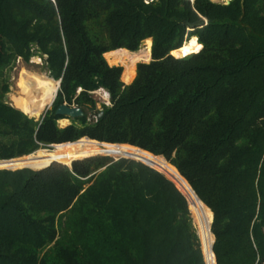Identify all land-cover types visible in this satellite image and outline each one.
<instances>
[{
  "label": "trees",
  "instance_id": "16d2710c",
  "mask_svg": "<svg viewBox=\"0 0 264 264\" xmlns=\"http://www.w3.org/2000/svg\"><path fill=\"white\" fill-rule=\"evenodd\" d=\"M149 1L0 0V161L83 138L138 148L211 213L215 264H264V0ZM147 39L151 60L124 85L104 56ZM34 56L60 80L37 120L6 101L8 71ZM97 90L110 106L97 110ZM62 104L83 116L60 127ZM81 158L0 169V264H207L177 182L130 158Z\"/></svg>",
  "mask_w": 264,
  "mask_h": 264
},
{
  "label": "rangeland",
  "instance_id": "374dc122",
  "mask_svg": "<svg viewBox=\"0 0 264 264\" xmlns=\"http://www.w3.org/2000/svg\"><path fill=\"white\" fill-rule=\"evenodd\" d=\"M209 1H211L213 3H219V4L227 5L230 0H209ZM149 2H151V0ZM191 2H193V1H191ZM193 38H195L194 46L189 47L188 43ZM197 43H198L197 38L195 36H192L189 39H187L186 41H184L181 48H185L186 51L188 52L189 50L194 48ZM143 45H146L147 49H148L147 50V52H148L147 53V59L146 60L144 59L143 61H137L134 63V68H133L134 74L130 80L128 78L122 79V77L124 76V71H125L124 64L122 62L126 61V60L119 61V59H122L119 56V57H117L118 58L117 61H119V62L111 63L108 61V58H107V55L109 53H107L104 56V58H105V60L109 66H111V67L116 66V67L122 68V74H121L120 79L124 85H129L133 81L135 74H136L135 69H136L137 64L150 62V60H151V53H150L151 41L149 39L142 41L139 49L136 52H130L127 50L125 51V52L129 53L130 55H132V53H138V52L143 51V49H145ZM118 51H123V50H118ZM174 51H176V50H174ZM174 51H171L170 55L171 54L174 55L172 53ZM174 56H176V55H174ZM42 65H43V60L41 58H39L38 56H34L30 59L29 65H25L22 62H20V60H17L15 62V64L13 65V67L8 71L10 87H9V92L6 95V101L13 107H14V102H15L19 107H21L29 115V117L31 116L32 118H34L36 120L46 110L50 109V107L48 105L50 104V102L52 101V99L54 97L55 87H56V82H57V81L53 82L52 81L53 79L50 78L43 71ZM47 77L52 79V80L48 79ZM47 81L52 82L51 83L52 85H49ZM93 99L96 101L97 110H101L103 106L104 107L110 106L109 95L103 90H97L96 92H94L93 93ZM90 119H93V121H96V117L90 118ZM71 123H72L71 119H62V120L58 121V124L60 127L67 126ZM114 145H109L106 143L92 142V141H89L88 138H83V140L81 139L80 143L76 147H70V146L68 147L67 146L63 149L54 150V148H55V146H54V147H52V149H43V150H41V151H39L33 155L55 156V155H58V153H60L59 159L56 160V161H59L57 163L67 165L69 160H71V159H74L73 161L81 160V159H83V158H81L83 156H88V157L102 156V157H108V158L113 159V160H118V159H121L122 156H117V154H119V153L125 154L126 152L129 151L128 150L129 145L128 146H124V145L114 146ZM131 148L136 149V150H140V149L132 147V146H131ZM80 150H81V152H80ZM140 151H142V150H140ZM97 154H101V155H97ZM89 155H93V156H89ZM152 156L154 158L158 157V156H154V155H152ZM75 158H78V159H75ZM79 158H81V159H79ZM131 158H132V160L137 161L135 158H133V157H131ZM125 159H127V158H125ZM166 164H168V163H166ZM159 172H161V171H159ZM162 174H164V173H162ZM164 175L169 177L166 174H164ZM169 178L172 179L173 181L177 182L181 186V184L178 180L171 178V177H169ZM174 186L182 194V196L184 197V199L186 201L190 224H191V227H192V229L196 235L200 251L203 255V252H202L203 247H202L201 240L199 237V231H198V225H197L195 201L192 198V202L190 205L188 199L184 196V194L178 189V187L175 184H174ZM191 206H192V208H191ZM211 220H212V216L210 218V223H211ZM209 230H210V227H209ZM203 257H204V255H203Z\"/></svg>",
  "mask_w": 264,
  "mask_h": 264
},
{
  "label": "bare ground",
  "instance_id": "6f19581e",
  "mask_svg": "<svg viewBox=\"0 0 264 264\" xmlns=\"http://www.w3.org/2000/svg\"><path fill=\"white\" fill-rule=\"evenodd\" d=\"M195 38L191 39L188 43L189 47L194 46ZM145 49L143 51L138 53H132L130 55L129 53L125 51H113L107 55L108 61L111 63H117L119 61H123L124 64V76L123 78H128L129 80L134 74V63L137 61H143L144 59H147V46L143 45ZM174 55L181 57L187 53L185 48H180L174 52H172ZM122 58L119 59L117 57ZM49 85H52V82L47 81ZM57 90V82L55 87V92ZM129 151L126 152L124 155H132L139 160L143 161L144 163L149 164L150 166L154 167L155 169L161 171L162 173L168 175L171 178H174L178 180L181 184V186L190 194V196L194 199L195 205H196V216H197V225H198V231H199V237L201 240V244L205 253L207 264H215L214 262V256L212 255V242H213V236L209 230L210 227V218L211 214L209 210L198 200V198L194 195L190 187L188 186L187 182L178 174L176 169L166 164L163 160L160 158H154L151 154L139 151L136 149H133L131 147H128ZM81 152V150H80ZM60 157V153L55 156L51 155H29L26 157H21L18 159H14L12 161H6L1 162L0 161V167L7 168V169H18L22 167H28L31 169H39L42 167H45L50 162L54 160H58Z\"/></svg>",
  "mask_w": 264,
  "mask_h": 264
},
{
  "label": "water",
  "instance_id": "95a60500",
  "mask_svg": "<svg viewBox=\"0 0 264 264\" xmlns=\"http://www.w3.org/2000/svg\"><path fill=\"white\" fill-rule=\"evenodd\" d=\"M189 1H193V0H189ZM204 25H206V21L204 20V19H200L199 21H196V22H194V23H186V26H187V30H193V29H196V28H201V27H203ZM150 41H151V39H149ZM59 85H60V80H58L57 81V90H56V92H55V94H54V97H53V99H52V101L50 102V104L48 105L49 107L52 105V103H53V101H54V99H55V97H56V94H57V91H58V89H59ZM48 109V108H47ZM54 114L56 115V116H61V117H66V118H68V119H71V120H75V119H79V118H81L82 116H83V112H82V110L80 109V108H78V107H73V106H68V105H66V104H62V105H59L57 108H56V110H55V112H54ZM102 112H100L97 116H96V121H98L100 118H101V116H102ZM31 117V116H30ZM54 147V146H53ZM140 151V150H139ZM132 156H129V157H125V156H122V158H130V159H132L131 158ZM134 158V157H133ZM138 162H141V163H143V164H145L146 166H148V167H150V168H152V169H154V170H156L155 168H153L152 166H150V165H148V164H146V163H144V162H142L141 160H139L138 158H135ZM164 159V158H163ZM14 160V159H13ZM8 161H12V160H8ZM1 162H6V161H1ZM55 162V161H54ZM72 162V161H71ZM71 162H70V164H71ZM53 163V162H52ZM51 164V163H50ZM49 164V165H50ZM69 164V165H70ZM49 165H47V166H45V167H42V168H39V169H33V170H41V169H44V168H46V167H48ZM69 165H66V166H68V167H70ZM23 168H28V167H22V168H18V169H23ZM0 169H6V170H18V169H7V168H2V167H0ZM28 169H31V168H28ZM157 172H159L158 170H156ZM159 173H161V172H159ZM162 174V173H161ZM163 175V174H162ZM194 193V192H193ZM197 197V196H196ZM211 223H212V221H211ZM211 223H210V226H211ZM213 243H214V238H213V242H212V246H213ZM212 246H211V250H212ZM212 255H213V253H212ZM214 256V255H213ZM204 258V257H203ZM205 262V261H204ZM215 262V261H214Z\"/></svg>",
  "mask_w": 264,
  "mask_h": 264
},
{
  "label": "crops",
  "instance_id": "0c3cea01",
  "mask_svg": "<svg viewBox=\"0 0 264 264\" xmlns=\"http://www.w3.org/2000/svg\"><path fill=\"white\" fill-rule=\"evenodd\" d=\"M120 50H123V49H120ZM116 51H118V50H116ZM123 51H126V50H123ZM109 53H111V52H109Z\"/></svg>",
  "mask_w": 264,
  "mask_h": 264
},
{
  "label": "built area",
  "instance_id": "2783aa9c",
  "mask_svg": "<svg viewBox=\"0 0 264 264\" xmlns=\"http://www.w3.org/2000/svg\"><path fill=\"white\" fill-rule=\"evenodd\" d=\"M50 1H52V2H53L54 0H50ZM146 3H147V2H146Z\"/></svg>",
  "mask_w": 264,
  "mask_h": 264
}]
</instances>
